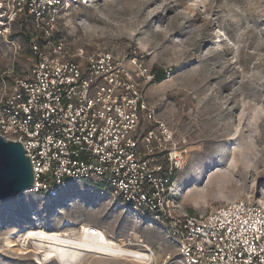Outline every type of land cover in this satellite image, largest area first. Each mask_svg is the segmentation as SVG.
<instances>
[{"label":"rangeland","instance_id":"1","mask_svg":"<svg viewBox=\"0 0 264 264\" xmlns=\"http://www.w3.org/2000/svg\"><path fill=\"white\" fill-rule=\"evenodd\" d=\"M53 20L50 36L72 49L135 57L165 75L144 85V101L185 152L176 176L183 210L202 215L234 200L264 203V0H77ZM11 36L25 46V36L44 34L17 21ZM28 57L24 51L20 64ZM152 127L142 114L141 128ZM82 225L127 249L146 247L157 262L166 254L177 259L162 229L137 223L109 193L70 184L55 198L26 191L0 202V264H57L39 261L32 243L9 248L5 239L25 229L77 233ZM79 264L137 263L86 255Z\"/></svg>","mask_w":264,"mask_h":264},{"label":"built area","instance_id":"2","mask_svg":"<svg viewBox=\"0 0 264 264\" xmlns=\"http://www.w3.org/2000/svg\"><path fill=\"white\" fill-rule=\"evenodd\" d=\"M76 1L0 0V53L11 60L0 73V137L29 158L28 192L55 198L81 184L109 193L176 246V260L166 254L143 264H264V207L234 200L202 215L182 209L176 176L185 152L145 106L152 73L135 57L72 49L50 36L57 9ZM17 21L44 36H25V47L11 36ZM142 114L151 129L141 128Z\"/></svg>","mask_w":264,"mask_h":264},{"label":"bare ground","instance_id":"3","mask_svg":"<svg viewBox=\"0 0 264 264\" xmlns=\"http://www.w3.org/2000/svg\"><path fill=\"white\" fill-rule=\"evenodd\" d=\"M258 203L264 207L262 200ZM61 226L70 229L73 225L65 220ZM20 234L22 235L19 236ZM17 242L21 243L22 248L32 243L33 252L39 261L44 263L54 261L57 264H79L86 255L137 264H143V257L148 260L154 258V253L150 249L143 252L127 249L91 225H82L77 233L69 230L48 232L40 228L25 229L10 234L5 239V246L12 248Z\"/></svg>","mask_w":264,"mask_h":264},{"label":"water","instance_id":"4","mask_svg":"<svg viewBox=\"0 0 264 264\" xmlns=\"http://www.w3.org/2000/svg\"><path fill=\"white\" fill-rule=\"evenodd\" d=\"M33 180L31 163L21 144L0 137V202L28 191Z\"/></svg>","mask_w":264,"mask_h":264},{"label":"flooded vegetation","instance_id":"5","mask_svg":"<svg viewBox=\"0 0 264 264\" xmlns=\"http://www.w3.org/2000/svg\"><path fill=\"white\" fill-rule=\"evenodd\" d=\"M10 62L9 56H3V54L0 53V73L8 69Z\"/></svg>","mask_w":264,"mask_h":264},{"label":"trees","instance_id":"6","mask_svg":"<svg viewBox=\"0 0 264 264\" xmlns=\"http://www.w3.org/2000/svg\"><path fill=\"white\" fill-rule=\"evenodd\" d=\"M152 75H153V81L152 83H161L165 80V75L164 74H160V73H157V72H151Z\"/></svg>","mask_w":264,"mask_h":264}]
</instances>
